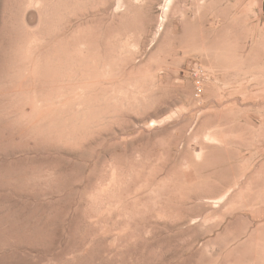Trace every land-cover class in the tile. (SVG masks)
I'll return each mask as SVG.
<instances>
[{
	"label": "rangeland",
	"instance_id": "obj_1",
	"mask_svg": "<svg viewBox=\"0 0 264 264\" xmlns=\"http://www.w3.org/2000/svg\"><path fill=\"white\" fill-rule=\"evenodd\" d=\"M0 264H264V0H0Z\"/></svg>",
	"mask_w": 264,
	"mask_h": 264
},
{
	"label": "built area",
	"instance_id": "obj_2",
	"mask_svg": "<svg viewBox=\"0 0 264 264\" xmlns=\"http://www.w3.org/2000/svg\"><path fill=\"white\" fill-rule=\"evenodd\" d=\"M195 84L198 88L200 87V79L198 77L196 78Z\"/></svg>",
	"mask_w": 264,
	"mask_h": 264
},
{
	"label": "bare ground",
	"instance_id": "obj_3",
	"mask_svg": "<svg viewBox=\"0 0 264 264\" xmlns=\"http://www.w3.org/2000/svg\"><path fill=\"white\" fill-rule=\"evenodd\" d=\"M11 230V229H10Z\"/></svg>",
	"mask_w": 264,
	"mask_h": 264
}]
</instances>
